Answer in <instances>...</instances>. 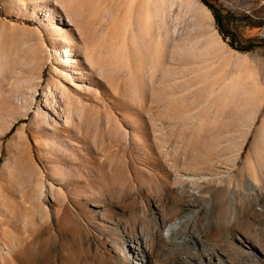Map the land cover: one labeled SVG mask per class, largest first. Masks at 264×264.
<instances>
[{
  "label": "rangeland",
  "instance_id": "obj_1",
  "mask_svg": "<svg viewBox=\"0 0 264 264\" xmlns=\"http://www.w3.org/2000/svg\"><path fill=\"white\" fill-rule=\"evenodd\" d=\"M206 1L0 0V264H144L189 203L158 264H264V0Z\"/></svg>",
  "mask_w": 264,
  "mask_h": 264
},
{
  "label": "bare ground",
  "instance_id": "obj_2",
  "mask_svg": "<svg viewBox=\"0 0 264 264\" xmlns=\"http://www.w3.org/2000/svg\"><path fill=\"white\" fill-rule=\"evenodd\" d=\"M54 51L56 54H61L62 52L63 56H65V60H66L65 62H70L73 60V58L70 56L69 49L65 46H62V47L57 46L55 47ZM199 175L200 173L194 172L193 174L186 173V176L185 175L183 176H185L187 181H189L190 183L198 184L199 182L197 181V179ZM198 187L199 185L195 186V189H197ZM205 210L204 212H206ZM196 213L197 214L199 213L198 210L192 207V204L189 203L181 208V216H179L175 221L170 222L169 225L165 226V231L158 230V235L154 234L151 237L148 235L150 238L146 237L145 235L141 237V239L138 240L137 242L133 240H126L125 242H123L124 245L129 246V252L131 254V258L133 259L132 260L133 263H137L138 261L136 260L140 259L141 261L144 262V264H158V262L156 261V256L158 254L165 255V250H167L168 252L169 250L174 248L176 245L181 244V242H183L186 239H189V237L192 236L191 233L187 232V228L191 224L190 222L193 221L192 218L196 217L195 216ZM155 225L157 226L158 224L156 223ZM158 227L160 228V226ZM177 233H183V235H185V238H183V236L178 238L176 236ZM155 238L157 240V243H156V246H153L151 245V243L153 242ZM241 240L242 242L246 243L248 247L247 253L242 255L243 258H246L248 261H251L254 264L259 263L260 258L257 256V247L259 245H252L251 243H248L249 240L244 239L243 237H241ZM216 254H217L216 257L219 263L225 262V259L221 255V253H218L216 251ZM183 259H184V256L181 253V254H176L173 257H170V259H168V262H171V264H175L177 261L181 262Z\"/></svg>",
  "mask_w": 264,
  "mask_h": 264
},
{
  "label": "trees",
  "instance_id": "obj_3",
  "mask_svg": "<svg viewBox=\"0 0 264 264\" xmlns=\"http://www.w3.org/2000/svg\"><path fill=\"white\" fill-rule=\"evenodd\" d=\"M205 3H207V4L210 6V8L212 9L214 15L217 17V19H218V21H219V23H220V21H222V15L216 10V8H215L211 3H209V2L206 1V0H205ZM221 28H222V26H221ZM221 31H222L223 33H224V32H227V31H225V30H223V29H221ZM231 44H232L234 47H237V45H235L234 42H231ZM252 45H254V44H250V46H248L247 48L251 47ZM247 48H241V49L245 50V49H247Z\"/></svg>",
  "mask_w": 264,
  "mask_h": 264
}]
</instances>
